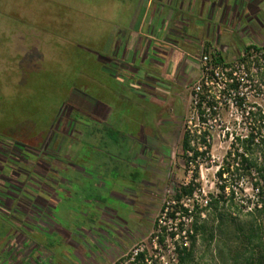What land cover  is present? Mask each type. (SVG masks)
I'll return each mask as SVG.
<instances>
[{
    "label": "rangeland",
    "instance_id": "1",
    "mask_svg": "<svg viewBox=\"0 0 264 264\" xmlns=\"http://www.w3.org/2000/svg\"><path fill=\"white\" fill-rule=\"evenodd\" d=\"M186 2L0 0V143L29 156L6 151L17 164L7 178L11 193L4 209L11 218L2 224L0 216V264H114L139 250L147 251L146 264H176V241L167 236L159 245L154 223L167 233L175 228L162 208L192 178L181 150L185 128L210 136L194 181L199 206L218 192L216 174L229 161L233 139L251 128L264 130L261 59L244 51L264 48V0H196L194 9ZM144 8L150 25L137 30ZM203 51L232 68L244 59L251 81L239 89L243 97L236 95L242 106L221 98L202 123L192 88ZM150 93L157 100L147 101ZM95 109L109 115L100 122ZM169 109H176L175 124L155 128V114L169 118ZM242 110L257 114L244 117ZM148 136L158 142L148 140L146 151L142 140ZM135 152L144 157L135 159ZM223 178L235 192L225 209L229 227L213 241L197 237L191 264H245L260 255L256 242L246 245L232 232L253 219L264 242V209L254 210L246 179Z\"/></svg>",
    "mask_w": 264,
    "mask_h": 264
},
{
    "label": "trees",
    "instance_id": "2",
    "mask_svg": "<svg viewBox=\"0 0 264 264\" xmlns=\"http://www.w3.org/2000/svg\"><path fill=\"white\" fill-rule=\"evenodd\" d=\"M65 3L67 2H64L62 6L69 7V4ZM137 27L138 26H136L135 29H137ZM251 49L259 50L255 46H247L244 51L248 54ZM216 60L220 62L222 59L218 57ZM246 79L251 81V78L248 76L242 80L234 79L231 83L226 85L224 90H220L219 92L214 90L215 85L204 87L203 93L199 96V101L196 105L198 119L203 123L207 113L208 116L214 113V108L222 95H225V90L239 92V89L245 84L244 82L246 81L247 83ZM242 102L243 100L239 101L240 106H242ZM256 114L257 113L251 112V110H242V115H244V117L249 115L255 116ZM258 115L260 116L259 113ZM198 132V136H195V134L191 133L189 127H187L183 132L181 140L182 157L185 166L191 169V181L188 184L178 186L174 194L170 197L169 202L171 206L168 204L162 208L163 216L168 221L174 222L175 228L167 233V228L161 227L159 221H155L154 223L156 232L154 237L157 238V243L159 245L164 244L167 236L176 241L173 247L176 264L193 263L195 259L194 248L197 237L202 239L208 238L210 241H213L216 237L219 238L220 235L226 234L227 227H229L227 225H229L230 216L226 214L225 209L233 205L235 192L233 188L228 187L226 179L223 178L224 175L238 174L240 179H246L257 201L254 210L259 213L264 209V130L258 127L251 128L247 134L237 136L233 139L231 144L232 150L227 156L229 161L221 165L216 174L221 183L217 186L218 192L209 194L207 198L203 199L200 206L195 204L194 198L197 193L199 195L201 194V189L199 188V183L195 184L194 181L199 180V168L201 163H203L201 157L210 152L211 144L208 131ZM195 138H197L196 144H194ZM11 147L14 148L13 150L15 152L22 151L21 154L24 159L29 158V156L23 152L24 150L22 148L12 146L11 144L6 145V143H0V180L4 181L3 185L0 184V186H2V188H0V216L3 219L2 224H7L6 221L8 222L11 218V214L4 209L7 200H9L8 195L11 193L7 178L17 164L14 158L6 152L7 149ZM30 174L29 172L27 173V175ZM228 188L229 190L226 192ZM240 191H242V189ZM185 200L192 201V205L187 207L184 203ZM248 215L252 217L253 213H248ZM224 229H226V232ZM262 231V226L256 224L253 219L235 226L232 234L241 237L244 244L252 245L256 242L257 245L261 247L260 255L256 258L252 256L246 258L245 264H264ZM3 233L4 231L0 234L3 235ZM177 240H180V242L177 243ZM146 262L147 251L140 250L135 254L118 259L114 264H146ZM233 264H237L236 259Z\"/></svg>",
    "mask_w": 264,
    "mask_h": 264
},
{
    "label": "built area",
    "instance_id": "3",
    "mask_svg": "<svg viewBox=\"0 0 264 264\" xmlns=\"http://www.w3.org/2000/svg\"><path fill=\"white\" fill-rule=\"evenodd\" d=\"M248 57L253 58L257 57L259 60L261 59L262 67L261 71H264V48H260L259 50L251 49L249 53L247 54ZM217 55L211 54L210 52L203 51L198 58V61L201 63V76L195 86L192 88V94H193V101L194 104L197 105V102L199 101V96L203 93L204 87H209L210 85L218 86L217 92L220 90H224L226 85L231 83L234 79L236 80H242L244 77L247 76L245 69H244V63L240 62L239 67H228L224 66L221 62H218ZM256 71V70H255ZM238 73H243L245 76L243 78H239L237 76ZM225 95L221 98L224 99L226 102H232L233 104L238 105L241 98H237L236 95H241L243 97V94L240 92H234L233 90H225ZM227 96V97H225ZM140 251V250H139ZM138 251H135L133 254H135Z\"/></svg>",
    "mask_w": 264,
    "mask_h": 264
},
{
    "label": "crops",
    "instance_id": "4",
    "mask_svg": "<svg viewBox=\"0 0 264 264\" xmlns=\"http://www.w3.org/2000/svg\"><path fill=\"white\" fill-rule=\"evenodd\" d=\"M187 2V4L186 5H188V8L189 9H194L195 8V6L197 5L196 4V0H186ZM161 2V1H160ZM162 2H164V0H162ZM206 3H208V6H209V4H210V1H208V2H206ZM185 5V4H184ZM160 6L161 7H163L161 4H160ZM176 8L178 7V10L177 11H183V10H185V7L183 8L182 6H180V4H176V6H175ZM172 10H174V8H172L171 7V10L170 11H172ZM175 11V10H174ZM173 12V11H172ZM147 9H145L144 8V10L142 9L141 11H140V13H139V15H138V23H136V26H138L137 27V30H139V29H141L143 26L146 28V24H148V25H150V21L149 22H147V23H145L144 21V19L146 18V15H147ZM218 18H219V16L216 18V20H218ZM164 18H158L157 20V22L156 23H158V24H161L162 23V20H163ZM166 19H169V21L172 19V15L170 16V15H168V16H166ZM148 31V30H147ZM159 42H161L162 44H164V45H166L165 47H167L168 49H170V47L169 46H171L170 45V43H166V42H163V41H159ZM158 56H160V55H158ZM155 57H157V56H155ZM161 57V56H160ZM159 61V60H158ZM160 62V61H159ZM115 78L118 80L119 78H121L122 80H123V75H121V74H118L117 76H115ZM120 80V79H119ZM92 112H93V115H94V117H95V119H98L100 122H101V120H103V119H105L108 115H109V110L107 111H104L103 113L100 111V110H98V109H95V110H92ZM172 113H171V111L168 113V115L170 116L169 118H163L162 116H161V113H160V111H159V113H157V114H155V117H154V120L152 121V125L155 127V128H161L162 126H166L167 124H171V123H173V124H175V121L174 120H172V115H171ZM97 124H100V123H97L96 122V124L95 125H97ZM96 131H99V130H97V128H96ZM143 153L144 152H135L134 153V157H135V159H137V158H143L144 156H143ZM152 157V155L150 156V158ZM153 158H154V156H153ZM136 167V166H135Z\"/></svg>",
    "mask_w": 264,
    "mask_h": 264
},
{
    "label": "flooded vegetation",
    "instance_id": "5",
    "mask_svg": "<svg viewBox=\"0 0 264 264\" xmlns=\"http://www.w3.org/2000/svg\"><path fill=\"white\" fill-rule=\"evenodd\" d=\"M147 88H149V89H151V90H153L154 88L152 87V86H150V85H147ZM165 88H166V90L167 89H169V87H166L165 86ZM144 98H145V96H144ZM147 98V97H146ZM156 99V97H155V95H153V94H149V96H148V99H147V101H149V102H154V100ZM157 100V99H156ZM171 111V113H174L175 111H176V109L175 110H173V109H169V112ZM158 138H160V136L158 137ZM148 140H150V141H157L158 142V140L155 138V139H153L152 137H147V138H143V144H144V150H148L149 149V141ZM148 144V145H147Z\"/></svg>",
    "mask_w": 264,
    "mask_h": 264
}]
</instances>
